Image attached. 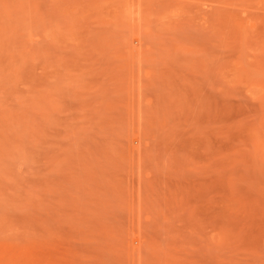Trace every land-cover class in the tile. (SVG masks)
Wrapping results in <instances>:
<instances>
[{
	"label": "rangeland",
	"instance_id": "374dc122",
	"mask_svg": "<svg viewBox=\"0 0 264 264\" xmlns=\"http://www.w3.org/2000/svg\"><path fill=\"white\" fill-rule=\"evenodd\" d=\"M0 264H264V0H0Z\"/></svg>",
	"mask_w": 264,
	"mask_h": 264
}]
</instances>
